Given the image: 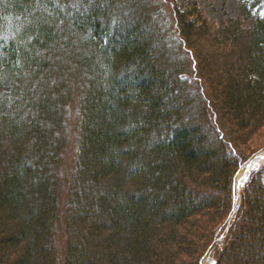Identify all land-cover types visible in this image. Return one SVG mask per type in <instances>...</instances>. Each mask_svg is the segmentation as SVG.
I'll return each mask as SVG.
<instances>
[{"label": "trees", "instance_id": "trees-1", "mask_svg": "<svg viewBox=\"0 0 264 264\" xmlns=\"http://www.w3.org/2000/svg\"><path fill=\"white\" fill-rule=\"evenodd\" d=\"M258 6L0 0V264H264Z\"/></svg>", "mask_w": 264, "mask_h": 264}, {"label": "rangeland", "instance_id": "rangeland-1", "mask_svg": "<svg viewBox=\"0 0 264 264\" xmlns=\"http://www.w3.org/2000/svg\"><path fill=\"white\" fill-rule=\"evenodd\" d=\"M252 0H177L178 6L181 10H186L191 4H196L200 7L205 15L212 21L217 23L227 22L231 18H235L240 15L242 5L246 2H250ZM256 16H264V7L258 6L256 7L247 18V23L252 25ZM263 137V136H262ZM262 142V143H261ZM256 143V142H255ZM257 143L264 144V138L260 140L257 139ZM255 147V146H254ZM252 146L249 147V151H252ZM248 163L243 164L235 176V187H237L236 179L239 172L246 168ZM264 165V159L261 160L252 170L255 171L259 166ZM246 182H244L240 188V192L243 189ZM238 188V187H237ZM239 192V193H240ZM239 195V194H238ZM220 232V230H219ZM219 232L217 233L219 235ZM221 240V237L217 239V241ZM201 264H216V260L214 255H205L201 259Z\"/></svg>", "mask_w": 264, "mask_h": 264}, {"label": "bare ground", "instance_id": "bare-ground-1", "mask_svg": "<svg viewBox=\"0 0 264 264\" xmlns=\"http://www.w3.org/2000/svg\"><path fill=\"white\" fill-rule=\"evenodd\" d=\"M264 159V154L260 155L259 159L258 160H254L252 161L246 168L242 169L238 176H237V179H236V184H237V187L238 189L241 188L242 184L244 182H246V180L248 179L250 173H251V170L259 163L261 162V160Z\"/></svg>", "mask_w": 264, "mask_h": 264}, {"label": "water", "instance_id": "water-1", "mask_svg": "<svg viewBox=\"0 0 264 264\" xmlns=\"http://www.w3.org/2000/svg\"><path fill=\"white\" fill-rule=\"evenodd\" d=\"M262 154H264V152L263 153H261V154H258L255 158H254V160L256 161V160H258L259 159V157H260V155H262ZM253 160V161H254Z\"/></svg>", "mask_w": 264, "mask_h": 264}]
</instances>
